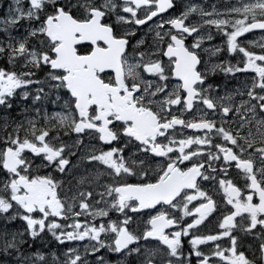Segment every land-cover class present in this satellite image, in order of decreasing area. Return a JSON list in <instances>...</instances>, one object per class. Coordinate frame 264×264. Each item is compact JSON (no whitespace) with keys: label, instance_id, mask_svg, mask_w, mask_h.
Segmentation results:
<instances>
[{"label":"snow or ice","instance_id":"6c2138e0","mask_svg":"<svg viewBox=\"0 0 264 264\" xmlns=\"http://www.w3.org/2000/svg\"><path fill=\"white\" fill-rule=\"evenodd\" d=\"M0 33V264H264V0H11Z\"/></svg>","mask_w":264,"mask_h":264},{"label":"rangeland","instance_id":"374dc122","mask_svg":"<svg viewBox=\"0 0 264 264\" xmlns=\"http://www.w3.org/2000/svg\"><path fill=\"white\" fill-rule=\"evenodd\" d=\"M9 3H11V0H0V17H3L4 13L7 11L8 5ZM2 33H0V37H2ZM19 105V106H17ZM23 107V102L19 101V99H16V103H14L13 108L10 109L8 111V113L3 112L2 110H0V116H3L5 114L9 115L10 118L16 119V120H21L23 119V116L18 115V113H20L21 108ZM48 109L52 108L51 105L47 106ZM79 176V175H77ZM74 182V180H73ZM23 222L21 221H12L11 223L5 224V222L3 220H0V227H8L9 229H17L20 228ZM39 244H37L36 246H34V248L32 250H35V247H38ZM47 251V249L45 250ZM102 255H105V258L107 261L110 262V264H116V261L119 259H122L121 257L112 254V253H106L104 250L101 251ZM0 259H2V257H0ZM94 259V258H93Z\"/></svg>","mask_w":264,"mask_h":264},{"label":"flooded vegetation","instance_id":"af4514ba","mask_svg":"<svg viewBox=\"0 0 264 264\" xmlns=\"http://www.w3.org/2000/svg\"><path fill=\"white\" fill-rule=\"evenodd\" d=\"M197 2L199 3H203L204 6L206 8H208L209 10H211V6L213 4H215L217 6V9L218 10H223L225 7L228 6L230 0H197ZM247 35V38L249 40H256V41H259L260 39V32L259 30L256 31V33L253 35V34H246ZM211 43H215V44H219L220 41L219 39H216L215 41L211 42ZM211 43H206L205 44V47H210L211 46ZM205 58H208V57H205ZM223 59V57H211V60H210V63H217L219 62V60ZM223 74L222 73H217L215 76H210L209 77V80L210 82H213V81H222L223 80ZM58 111L59 109H52V108H49V111ZM85 171L83 168H81L78 172H77V175H85ZM69 179H72L71 177ZM105 178H101V182H103ZM245 247H247V244L245 245Z\"/></svg>","mask_w":264,"mask_h":264},{"label":"bare ground","instance_id":"6f19581e","mask_svg":"<svg viewBox=\"0 0 264 264\" xmlns=\"http://www.w3.org/2000/svg\"><path fill=\"white\" fill-rule=\"evenodd\" d=\"M46 250V249H45Z\"/></svg>","mask_w":264,"mask_h":264}]
</instances>
